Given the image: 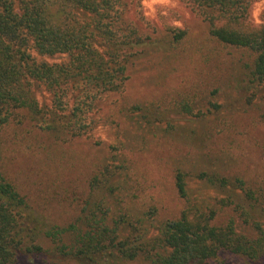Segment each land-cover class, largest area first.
Segmentation results:
<instances>
[{
	"label": "trees",
	"instance_id": "trees-1",
	"mask_svg": "<svg viewBox=\"0 0 264 264\" xmlns=\"http://www.w3.org/2000/svg\"><path fill=\"white\" fill-rule=\"evenodd\" d=\"M187 1L206 20L212 40L245 56L230 83L264 85V22L250 21L253 0ZM122 5L123 0H0V264L40 253L67 258L72 264H128L136 259L146 264H231L232 259L238 264H264V173L250 174L240 168L196 174L220 193L214 203L191 196L187 172L172 170L173 187L184 208L178 217L161 220L150 234L140 224L146 219L151 223L156 216L152 197V204L133 223L124 217L132 212L127 206L108 218L112 213L108 199L118 203L115 207L126 203L121 192L138 198L140 189L146 188L145 177L134 176L127 159L121 160V171L94 162L91 167L96 169L87 179L85 193L79 195L73 181L66 189L72 199H82V206L75 202L66 223L39 227L29 198L11 173L13 158L4 151L5 135L20 142L29 132H17L15 126L25 121L44 136L62 141L93 129L101 101L123 94L128 69L149 40L136 24L123 19ZM181 35L174 34L172 41L180 42ZM179 44L171 42L170 51ZM56 55L66 59L37 60V56ZM174 71L178 70L172 67L166 78L172 80ZM35 83L50 93L45 108L31 94ZM192 86L187 90L196 88ZM179 100L175 96L171 103L190 113V98ZM138 102L130 105V112L140 109ZM155 104H165V98L150 103ZM259 118L264 124V110ZM222 124L229 125L226 119ZM118 178L124 181L116 184ZM128 182L130 188H125Z\"/></svg>",
	"mask_w": 264,
	"mask_h": 264
},
{
	"label": "rangeland",
	"instance_id": "rangeland-1",
	"mask_svg": "<svg viewBox=\"0 0 264 264\" xmlns=\"http://www.w3.org/2000/svg\"><path fill=\"white\" fill-rule=\"evenodd\" d=\"M121 12L123 19L136 24L149 40L128 69L123 94H111L101 101L93 129L85 136L62 141L44 136L25 121L14 125L17 132H29L20 142L5 135L4 151L13 158L11 173L16 174V183L29 198L39 227L66 223L73 216L75 202L82 206V199H72L66 189L73 181L79 195L85 193L87 179L96 169L91 167L94 162L121 171L118 166L127 159L131 173L145 177L146 188L140 189L138 198L121 192L126 203L115 207L118 203L108 199L112 206L108 218L118 210L124 212L127 206L132 212L127 211L124 217L133 223L152 204V197L156 216L151 223L146 219L140 224L149 228L150 234L161 220L178 217L184 208L183 199L173 187L172 170L186 171L191 196L211 203L220 193L196 177L197 173L212 169L233 172L238 168L250 174L264 173V124L259 118L264 110V85L230 83L245 60L240 50L212 40L206 20L187 0H123ZM249 19L254 24L264 22V0H253ZM180 32L181 41H172ZM171 42L180 43L179 47L170 51ZM65 59V55L37 56V60L48 63ZM172 67L178 71L169 80L165 75ZM190 86L193 88L187 90ZM31 94L39 107L45 108L50 102V93L37 83L31 86ZM175 96L178 100L190 98V113L179 111L171 103ZM161 98H165V104L150 105ZM135 100L140 109L130 112L128 108ZM223 119L229 125H223ZM123 181L118 178L116 184ZM130 185L128 182L125 188ZM227 210L232 212V208ZM123 228L131 230L130 226ZM51 257L48 253L24 255L14 264H72L67 258ZM140 260L128 264H146ZM229 261L238 264L236 259Z\"/></svg>",
	"mask_w": 264,
	"mask_h": 264
}]
</instances>
